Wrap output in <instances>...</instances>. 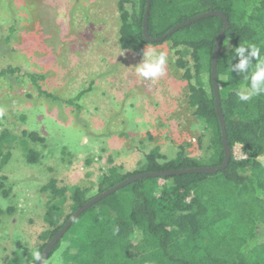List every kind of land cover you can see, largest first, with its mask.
Masks as SVG:
<instances>
[{
  "label": "trees",
  "instance_id": "trees-1",
  "mask_svg": "<svg viewBox=\"0 0 264 264\" xmlns=\"http://www.w3.org/2000/svg\"><path fill=\"white\" fill-rule=\"evenodd\" d=\"M145 5L146 0H117L118 46L137 56H142L147 45L170 46L174 67L182 71L187 82L186 103L197 123L203 155L191 157L179 147L170 160L154 147L137 161L133 171L110 166L94 190L91 186L58 187L57 180L52 179L41 188L47 193L41 217L46 229L38 234L41 242L32 251L42 253L78 208L131 176L218 167L223 162L210 80L212 51L223 22L217 16L205 17L180 28L163 42H147L142 32ZM216 11L228 22L216 66L230 149L227 166L215 174L186 173L129 183L77 216L47 259L57 252L61 241L67 240L62 251L65 264H264V94L240 101L236 91L247 84L229 69L237 62L231 50L239 44H254L264 56V0H151L147 32L156 39L188 19ZM225 40L229 41L227 47ZM202 70L208 73L206 82L201 79ZM5 71L15 72L7 68L0 71V76ZM38 90V94L51 97ZM28 137L44 140L35 133ZM235 145L241 148V159L233 155ZM3 148L2 165L11 155L7 147ZM37 158L33 152L27 154L30 162L36 163ZM70 248L75 252L70 253ZM7 264H33L32 255L26 261L10 259Z\"/></svg>",
  "mask_w": 264,
  "mask_h": 264
},
{
  "label": "rangeland",
  "instance_id": "rangeland-1",
  "mask_svg": "<svg viewBox=\"0 0 264 264\" xmlns=\"http://www.w3.org/2000/svg\"><path fill=\"white\" fill-rule=\"evenodd\" d=\"M116 3L0 0V71L15 70L0 76V150L11 153L4 165L0 158L3 264L28 260L40 244L47 204L41 188L52 179L58 187L94 190L110 166L133 171L154 147L170 160L179 147L191 157L203 155L172 49L147 45L167 53L166 73L155 81L136 76L132 67L142 56L118 46ZM200 76L208 81L206 70ZM30 133L44 140L32 141ZM29 152L36 163L28 161ZM233 155L243 157L239 145ZM62 246L67 240L57 252Z\"/></svg>",
  "mask_w": 264,
  "mask_h": 264
},
{
  "label": "clouds",
  "instance_id": "clouds-1",
  "mask_svg": "<svg viewBox=\"0 0 264 264\" xmlns=\"http://www.w3.org/2000/svg\"><path fill=\"white\" fill-rule=\"evenodd\" d=\"M224 43L227 47L229 41L225 40ZM231 52L237 62L229 65L230 72L241 76L247 84L236 91L239 100L247 102L254 96L264 94V56L261 55V49L254 44L245 43L239 44ZM167 64V53H157L150 46H146L141 61L132 67V71L144 80L155 81L165 75ZM63 247L51 259L44 258L39 250H33L31 253L33 264H63ZM0 264H3L2 258Z\"/></svg>",
  "mask_w": 264,
  "mask_h": 264
},
{
  "label": "water",
  "instance_id": "water-1",
  "mask_svg": "<svg viewBox=\"0 0 264 264\" xmlns=\"http://www.w3.org/2000/svg\"><path fill=\"white\" fill-rule=\"evenodd\" d=\"M150 1L151 0H146L145 12H144V17H143V21H142V23H143L142 32H143L144 39L147 42H163L167 37H169L174 32L178 31L180 28H182L186 25H189L196 20L205 18V17L217 16V17H220L221 21L223 22V27H222L221 31L218 33L216 40H215L214 48L212 51V60H211V69H210V80L212 83V88H213L212 91H213V96H214V100H215V111H216V116H217L218 123L220 126V130H221V142H222L223 153H224V159H222L223 162L218 167H202V168H197V169L171 170V171H163V172H156V173H146V174L134 175V176L127 178L126 180H124L120 184H118V185L114 186L113 188L95 196L94 198H92L88 202H86L84 205H82L80 208H78L72 214L70 219L65 223V225L59 230V232L56 233L55 236L46 244L44 250L42 251V256L44 258L47 257V254L52 249L54 244L61 238L62 234L67 231V229L72 224V222L76 219L77 216H79L81 213L86 211L93 204L97 203L98 201H100L104 197L114 193L115 191H117L118 189L128 185L129 183L135 182L138 180H142V179H146V178L166 177V176L180 175V174H186V173L215 174L216 172L223 170L229 162L228 159H230V149H229L228 144H227L224 119H223V115H222L221 108H220V100H219V94L217 91L218 88H217V83H216V66H217L218 52L220 49V45H221V41H222V38L224 36V33L228 29V22L225 20V17L223 16V14L221 12H217V11L216 12H208L205 14L197 15L191 19H188L184 23L179 24V25L175 26L174 28H172L171 30H169L163 36L156 38V39H152L148 36L147 22H146L147 17H148L149 7H150Z\"/></svg>",
  "mask_w": 264,
  "mask_h": 264
}]
</instances>
